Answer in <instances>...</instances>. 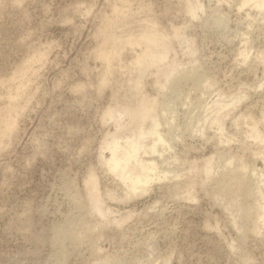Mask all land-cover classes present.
<instances>
[{
    "label": "rangeland",
    "instance_id": "374dc122",
    "mask_svg": "<svg viewBox=\"0 0 264 264\" xmlns=\"http://www.w3.org/2000/svg\"><path fill=\"white\" fill-rule=\"evenodd\" d=\"M240 1L0 0V116L16 120L0 150V264H264L253 175L264 172V12ZM146 20L168 35L181 83L141 73L143 45L99 60L106 35ZM136 78L171 146L142 154L158 162L154 177L169 171L144 194L114 176L105 143L132 135L118 109ZM93 173L106 218L87 195ZM68 228L78 238L61 243L65 258L52 239Z\"/></svg>",
    "mask_w": 264,
    "mask_h": 264
},
{
    "label": "bare ground",
    "instance_id": "6f19581e",
    "mask_svg": "<svg viewBox=\"0 0 264 264\" xmlns=\"http://www.w3.org/2000/svg\"><path fill=\"white\" fill-rule=\"evenodd\" d=\"M240 2H241V5L239 7L240 9L250 5L251 7H254L256 10H258L259 12H264V0H241ZM196 14H197V9L193 8L191 10V15L196 16ZM147 17H149V16H147ZM149 18L147 20H149ZM147 20L145 22H143L144 24L143 23L140 24L141 27L138 25L139 28L137 27L138 28L137 30H139V29L140 30L137 32L134 31L135 33L131 30L130 32H128L129 34H127V31H129L130 27L128 28V30L126 32L123 31L126 35L120 34L122 32L121 30L118 33L120 35H118L116 33L113 34V32H112L113 35H111V34L106 35L107 33L111 32V31H107V29H106L107 33L105 32L106 37H104L105 40L103 41L104 47H100L101 49L100 50L98 49V52H97L99 60L101 59L105 63L110 64L111 62H115L117 60V58L120 56V53H122L121 50L123 49L124 46H128V45L140 46V48H141L143 45L144 49L140 52V54H137V55L135 54L136 60H134L135 62H139L138 66L142 70L141 73L146 72L152 66H154V67L156 66L157 69H155V70H157L156 74L158 76V79L160 77V79L162 80L163 77L161 78V76H164L169 81L171 79H173L174 81H176L175 83H179L180 81H179V78L177 76L176 77L174 76L172 78L171 65H169L167 63L168 62V60H167L168 55H169L170 48H171V47L169 48L168 41H167V39H165V38H167L168 35L166 34L167 35L166 36V35H164L165 33H160L159 27L153 26L151 24L149 25L147 23ZM155 23H153V24L155 25ZM123 28H122V30H125V28L124 29ZM112 29H113V27H112ZM161 32H162V30H161ZM163 32H164V30H163ZM42 55H41V57H42ZM114 59H116V60L112 61ZM33 60H34V58H33ZM121 60H122V58L119 61H121ZM110 66L107 65V67H108L107 68L108 70H106L107 75H106V78H105V76L103 77V78H105V81L101 82L104 85H106L105 83L109 80L108 76L114 71L113 68ZM136 67H137V65H136ZM23 70H20V71H23ZM24 71H26V70H24ZM16 73L20 74L21 72H16ZM21 74H24V72ZM156 74H155V76H156ZM18 76H20V75H18ZM15 77L17 78V76H15ZM158 79H157V81H158ZM161 80H159V82ZM169 81H166V82L169 83ZM142 82H143L142 78H136L134 81L132 80V83L130 86H131L132 94L134 95L133 101L130 104L128 103V105L126 104L125 106L120 105L121 107H120V109H118L119 113L127 116L128 121L126 123V126H128V128L132 131V135L128 136V137H124L125 142L121 141L123 138L120 139L121 137L118 138V137L114 136L113 138H109V139L106 138L107 140H110V142L108 143V141L106 140L105 143L109 144L108 149L111 152V157L108 158L107 164H108L111 172L114 173V176L115 175H116V177L118 176L123 181V183L127 186V188L129 190H132L135 193L137 190H141L142 194H144V193H147L148 191H150L152 189L151 184L153 182H155L156 180H165L167 178V174L169 173V171L167 170V171L163 172L162 176H159L158 178L154 177L155 170H157L160 167L158 162L152 157H151V159H148L145 156L141 157L142 154L146 155V154L153 153V155L154 154L163 155L162 152L159 153L156 145L162 144V145H167L168 147H171V146H170V143H167L168 140H167L166 134L162 133L160 130V126L162 125V122H161V119L158 117V114L156 111L157 108L155 107L156 108L155 109L154 106L148 102V100L150 98L147 100L146 99L147 96H145L144 94L143 95L141 94L143 92L142 90H141L142 92L140 91V89L143 87ZM197 82H199V81H197ZM163 83L161 82V84H163ZM165 84L166 83H164L163 85L165 86ZM104 85H102V86H104ZM159 86H161V85H159ZM161 87H163V86H161ZM18 89L20 91L22 90L20 88H18ZM20 91H19V93L17 92V95L21 94ZM14 95H15V93L14 94L10 93V96L8 97L10 99L9 107H7L8 109L5 108L8 113L14 111V109L16 108L15 104L11 100V99H13ZM16 98H17V96H16ZM151 102H152V100H151ZM16 106H17V104H16ZM117 107H115L116 110H117ZM112 108L109 107L107 109L106 114L113 116L114 115L113 114L114 109L112 110ZM165 110L170 111L169 105L165 106ZM4 113L2 116H0V150L3 149V147L6 144L5 138L6 137L8 138V136L11 137L12 133L14 132V130L16 128V120L14 118L13 119L8 118L7 115L4 116ZM148 119H149L150 125H149V127H146V125H147L146 121ZM170 126H171V124H170ZM254 127H255V124H254ZM221 132H222V129H221ZM259 132L255 131V133H253L252 136H254L257 139L259 138V140H260V138H262L264 136V133L262 136ZM152 136H154V139L152 140L153 144L150 146L149 149H146L145 148L146 147L145 142L148 138H150ZM263 139H264V137H263ZM261 141H263V140H261ZM261 144H263V143L261 142ZM257 154L260 157H264V149L261 151L259 149V152ZM133 160L136 162V164L131 165L130 162ZM256 170H257L256 168H253V172H254L253 175H257L259 180L261 182H264V172L261 174ZM86 186H87V190H86L87 195H88L89 199L91 200L95 210L98 211L101 215L105 216L106 215V212H105L106 209H104L105 207L103 208V206H104L102 203L103 201H101L102 197H101L100 190H99V181H98L97 176L94 175V173L91 175L89 174V176L86 180ZM256 191L259 193V195L261 197V200L258 202V205H257V216H258L260 222L264 225V196H263L264 192H263V190H261L259 188H257ZM105 218H106V216H105ZM122 220H124V219H122ZM70 230H71V228L70 229L68 228L65 231L56 230L55 231L56 233L54 232L55 236L53 235L54 238L52 237L53 238L52 241L56 240L60 244L61 243L63 244L65 240L71 239L74 242V240L77 239L78 236H76L77 237L76 238L75 235L73 234L74 229L71 230L72 232ZM75 234H76V232H75ZM54 244H55V242H54ZM62 244L60 245L61 246V253L60 254L66 258V256L69 255V254L66 255L68 250H65L62 247L64 244L63 245ZM55 246H58V245L55 244ZM60 246H59V248H60ZM57 251H58V248H57ZM62 256H60V257H62ZM105 262L106 263H104V264H112V261H109V260H107ZM115 263L117 264V262H115Z\"/></svg>",
    "mask_w": 264,
    "mask_h": 264
}]
</instances>
